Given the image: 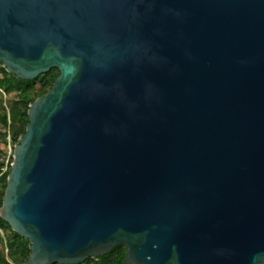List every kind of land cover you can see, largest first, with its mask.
Masks as SVG:
<instances>
[{"label":"water","instance_id":"water-1","mask_svg":"<svg viewBox=\"0 0 264 264\" xmlns=\"http://www.w3.org/2000/svg\"><path fill=\"white\" fill-rule=\"evenodd\" d=\"M0 63L59 71L0 208L24 264H264V0H0Z\"/></svg>","mask_w":264,"mask_h":264},{"label":"trees","instance_id":"trees-1","mask_svg":"<svg viewBox=\"0 0 264 264\" xmlns=\"http://www.w3.org/2000/svg\"><path fill=\"white\" fill-rule=\"evenodd\" d=\"M59 75L57 69H51L47 73L32 80H22L17 78L12 73L6 71V69L0 63V87L3 92L11 96L13 94V112L7 116L5 111L0 113V126L8 128L4 136H9L13 145H15L18 139L24 134L25 128L28 124L27 111L29 105L34 102L38 97L46 94L51 88L55 78ZM38 82L39 88L35 90L34 85ZM12 162V158H11ZM10 172L8 166L7 171L0 175V208L2 206L3 196L7 185V176ZM0 230L6 234L7 243L9 248L13 251L24 249L23 251V263L26 261L30 254L29 241L19 236L12 231L10 226L0 218ZM125 248L123 245H117L111 251L103 254L97 258L88 257L80 264H124ZM0 264H8L7 261L0 257Z\"/></svg>","mask_w":264,"mask_h":264},{"label":"rangeland","instance_id":"rangeland-1","mask_svg":"<svg viewBox=\"0 0 264 264\" xmlns=\"http://www.w3.org/2000/svg\"><path fill=\"white\" fill-rule=\"evenodd\" d=\"M34 88L35 90L39 88L38 82L35 83ZM13 101V94L11 96L6 95L0 87V113L5 111L7 116H9L13 112ZM7 130L8 128L0 126V175L7 171L8 166L10 167L15 146L9 136H4ZM7 233L4 234L0 230V257L4 258L8 264H24L25 262L23 263L22 257L24 249L13 251V249L9 248L6 237Z\"/></svg>","mask_w":264,"mask_h":264}]
</instances>
